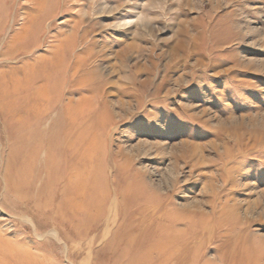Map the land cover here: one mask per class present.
<instances>
[{"label":"rangeland","instance_id":"1","mask_svg":"<svg viewBox=\"0 0 264 264\" xmlns=\"http://www.w3.org/2000/svg\"><path fill=\"white\" fill-rule=\"evenodd\" d=\"M0 92L59 141L0 114V264H264V0H0Z\"/></svg>","mask_w":264,"mask_h":264},{"label":"bare ground","instance_id":"2","mask_svg":"<svg viewBox=\"0 0 264 264\" xmlns=\"http://www.w3.org/2000/svg\"><path fill=\"white\" fill-rule=\"evenodd\" d=\"M77 70V69H76ZM32 77V76H31ZM30 77V78H31ZM30 80V79H29ZM30 82H32V81H30ZM7 87V86H6ZM8 88V87H7ZM10 90V89H9ZM45 99H46V97H45ZM83 100L80 102V104H84L85 102H86V99H84V98H82ZM46 100H44L43 98H39V99H34V98H31V97H29V98H26V101L24 102V103H20V104H17V102L16 101H11L10 99H9V97H8V95H7V93H2V92H0V114H1V116H3L4 118H6V120L9 122V125L10 126H12L14 129H16V131L17 132H19L20 134H21V137H20V142L19 143H21L22 145H23V130H25V129H28V128H32L27 134H26V142H29L30 140H31V143H32V145L30 146L31 148H29L28 149V151L24 154V158L26 159V160H28V162H30L31 164H34L36 161H37V159H38V154H39V151H41V150H43V148H44V146H46V158H45V161L47 160V161H50V159L52 158V156L54 157V154L52 153V148L56 145V144H58L59 143V141H58V139H57V137H53V136H48L47 138H46V136H44V134L42 133V132H40L39 131V128H40V124H39V122H44V119L47 117V116H49V114H50V112H51V110H52V108L53 107H50V108H46L45 106H46ZM118 105V104H117ZM35 123V124H34ZM34 124V125H33ZM51 127V126H50ZM45 132V131H44ZM71 136V135H70ZM70 136L67 134L66 135V137L64 138V139H62V144L64 145V146H67V147H69V145H71V143H70V141H69V138H70ZM94 141V140H93ZM87 144H89V143H87ZM91 144H92V141H91ZM93 145V144H92ZM57 146V145H56ZM60 147V146H59ZM95 149V148H94ZM93 149V150H94ZM45 150V149H44ZM100 153H102L101 151H100ZM93 156V155H92ZM101 156H102V154H101ZM97 159V158H96ZM44 160V159H43ZM57 160V159H56ZM100 160V159H99ZM22 161V160H21ZM58 161V160H57ZM97 161V160H96ZM39 163V162H38ZM47 163V162H46ZM51 164H52V161H51ZM99 164V163H98ZM68 168H69V172H70V170H72L71 169V163H69L68 165ZM93 166V165H92ZM91 166V167H92ZM84 167H85V165H84ZM9 168V167H8ZM30 168H31V166H30ZM35 168V167H34ZM99 168V167H98ZM44 169V168H43ZM58 169V168H57ZM85 170V169H84ZM89 170H91L90 168H89ZM88 170V171H89ZM95 170H96V167H95ZM100 171H98V172H101V169H99ZM34 171H35V169H34ZM48 171V170H47ZM104 171V170H103ZM43 172V171H42ZM72 173H73V171H71ZM48 173V172H47ZM76 173V172H75ZM79 173V172H78ZM89 173V172H88ZM87 173V174H88ZM104 173V172H103ZM86 174V173H85ZM33 174L31 173V172H26V173H18V174H16L15 175V179H17V181H15L14 182V184H15V186L16 187H20V185L23 183V179L25 180V179H28L29 180V178H31V176H32ZM69 175V174H68ZM104 175V174H103ZM41 176V175H40ZM46 176H48V174L46 175ZM80 176H82V175H80ZM33 177V176H32ZM54 178H58L59 176H58V174H57V172L54 174V176H53ZM73 177V176H72ZM77 177V176H76ZM18 178H19V180H18ZM23 178V179H22ZM87 178V177H86ZM6 179L8 180V181H10L11 180V182L13 181L12 179H10L9 180V178L6 176ZM73 179V178H72ZM104 179V178H103ZM68 180H70V178L68 179ZM105 180V179H104ZM102 181L101 180V183L102 182H104V183H106V180L105 181ZM63 181V180H62ZM61 181V182H62ZM22 182V183H21ZM51 183V182H50ZM50 183H49V185H50ZM55 183V182H54ZM86 183V182H85ZM85 183H83L82 185H84ZM19 184V186H17ZM52 184V183H51ZM99 184V183H98ZM101 185V184H100ZM104 185V184H103ZM14 186V187H15ZM78 186V185H77ZM93 186V185H92ZM98 186V185H97ZM35 187V186H34ZM85 187H86V184H85ZM100 188H101V186H99ZM105 187V186H104ZM103 187V188H104ZM22 188V187H21ZM54 188V187H53ZM79 188V187H78ZM18 189V190H17ZM17 189H14V191L17 193V194H19L20 195V188H17ZM56 189V188H55ZM55 189H54V191H55ZM77 189V188H76ZM81 190V189H80ZM98 190H99V188H98ZM129 190V189H128ZM50 191H51V187H50ZM52 191H53V189H52ZM100 191V190H99ZM83 193V192H82ZM81 193V194H82ZM91 193V192H90ZM44 194V193H43ZM119 194V193H118ZM121 194V193H120ZM119 194V195H120ZM25 195V194H24ZM51 195V194H50ZM49 195V196H50ZM83 195V194H82ZM103 195V194H102ZM101 195V196H102ZM21 196V195H20ZM72 196V195H71ZM91 196V195H90ZM100 196V195H99ZM108 196H109V194H108ZM130 196V195H129ZM93 197V196H92ZM103 197V196H102ZM101 197V198H102ZM117 197V196H116ZM124 197H125V194L123 193V194H121V201H120V203H123L124 202ZM67 198V197H66ZM84 198H85V196H84ZM100 198V197H99ZM104 198V197H103ZM25 199V198H24ZM50 199V201H51V197L49 198ZM108 199V198H107ZM65 200H67V199H65ZM78 200V199H77ZM48 201V200H47ZM47 201H45L46 203H47ZM68 201V200H67ZM84 201V200H83ZM103 202L105 201V200H102ZM101 201V202H102ZM119 201V200H118ZM78 202V201H77ZM44 203V202H43ZM42 203V204H43ZM45 203V204H46ZM95 203V202H94ZM107 203H108V201H107ZM119 203V204H120ZM81 204V203H80ZM44 205V204H43ZM51 205V204H50ZM121 205V204H120ZM45 206V208H46V205H44ZM81 206V205H80ZM90 207H94V208H96L98 211H101L100 209H101V205H99V204H91V205H89V208ZM106 207V206H105ZM121 207V206H120ZM56 208V207H55ZM69 208V207H68ZM85 208H86V206H85ZM84 208V206H83V209H85ZM88 208V209H89ZM47 209H50V208H47ZM87 209V208H86ZM85 209V210H86ZM123 209V208H122ZM151 209V208H150ZM150 209H148L147 208V210H150ZM215 210V209H214ZM224 210V209H223ZM154 211V210H153ZM89 212H90V210H89ZM102 212V211H101ZM121 212H123V211H121ZM143 212V211H142ZM149 213H151L150 211H148ZM222 212V211H221ZM224 212V211H223ZM60 213V212H59ZM58 213V214H59ZM85 213H86V211H85ZM216 213V212H215ZM54 214V213H53ZM71 214H72V212H71ZM224 214H226L225 212H224ZM52 215V214H51ZM61 215V214H60ZM59 215V216H60ZM95 215V214H94ZM105 215V214H104ZM173 216V214H169V217H172ZM62 217V216H61ZM143 217V216H142ZM103 219V218H102ZM125 219V218H124ZM152 219V218H151ZM177 219V218H176ZM224 219V218H223ZM64 220V219H63ZM122 220H123V218H122ZM158 220V219H157ZM161 220V219H160ZM142 221H143V219H142ZM179 221H181V220H179ZM178 221V222H179ZM92 222V221H91ZM123 222V221H122ZM140 222V221H139ZM145 222H147V221H145ZM145 222H144V224H145ZM173 223V222H172ZM118 224H119V222H118ZM143 224V225H144ZM152 224V223H151ZM158 224V223H157ZM159 225H161V224H159ZM157 226V225H156ZM167 226V225H166ZM75 228V227H74ZM79 228V227H78ZM147 228V227H146ZM87 229V228H86ZM144 229V228H143ZM170 229H171V227H170ZM135 230L137 231L138 230V232H142V229H140V228H138V229H132L131 231H129V232H124L123 234H122V237H121V239H120V241H121V244L123 245V247L125 248V250H123V251H125V252H123V255L125 256V258H127V255L129 254L130 255V253H131V251H132V249H134V247L136 248V245H135V243H136V236L135 235H133L134 234V232H135ZM167 233V232H166ZM168 233H170V232H168ZM78 234V233H77ZM84 237V236H83ZM141 238V237H140ZM153 240V239H152ZM117 241V240H116ZM157 241V240H156ZM169 241V240H168ZM110 243V242H109ZM141 245V244H140ZM139 242H138V248H137V251H139ZM236 245V244H235ZM110 246V245H109ZM170 246H171V244H170ZM234 247V246H233ZM167 248H168V243H167V240L165 239V237L164 236H162L161 237V239L160 240H158L157 242H155V243H153L152 245H150V247H149V249H148V251H144L145 253H143L142 255H139L138 257H137V259L135 260V256H134V258H132V256L130 257V258H128V259H125V260H129L128 262H127V264H147V263H145L147 260H148V258L149 259H151L149 256V254H151V253H156V254H158L157 256L159 257L160 255H162V256H164V253H165V251L167 250ZM129 249H131V250H129ZM141 250V249H140ZM145 250H147V249H145ZM174 252H175V250H174ZM234 252V251H233ZM142 253V252H141ZM138 254V253H137ZM129 255H128V257H129ZM171 256V255H170ZM123 257V256H122ZM165 258V257H164ZM123 259V258H122ZM171 260V259H170ZM193 260H194V258H193ZM124 261V260H123ZM157 264H158V262H157ZM159 264H165L164 263V259H162V257H161V259H160V262H159Z\"/></svg>","mask_w":264,"mask_h":264}]
</instances>
